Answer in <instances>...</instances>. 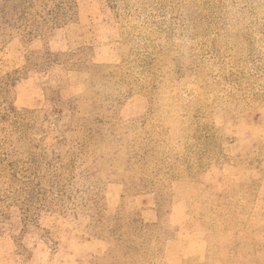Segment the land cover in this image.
I'll return each mask as SVG.
<instances>
[{"label":"rangeland","instance_id":"obj_1","mask_svg":"<svg viewBox=\"0 0 264 264\" xmlns=\"http://www.w3.org/2000/svg\"><path fill=\"white\" fill-rule=\"evenodd\" d=\"M261 28L264 0H0V264H128L115 230L264 264Z\"/></svg>","mask_w":264,"mask_h":264},{"label":"trees","instance_id":"obj_2","mask_svg":"<svg viewBox=\"0 0 264 264\" xmlns=\"http://www.w3.org/2000/svg\"><path fill=\"white\" fill-rule=\"evenodd\" d=\"M258 33H260V35L262 36L261 40L264 43V28H261ZM91 67H93L94 69H96L94 66L91 65ZM95 124L93 126H99L101 124H103L101 121L98 120L97 116L96 119L94 120ZM101 123V124H100ZM98 124V125H96ZM81 128H83V125L81 126ZM96 129L93 131L91 128H89L87 130L88 134H97L96 133ZM66 143V142H65ZM63 143V145L65 144ZM60 144V143H58ZM36 162H40V161H36ZM167 171H170L171 168L168 167L166 168ZM38 171V170H37ZM87 175L84 173L83 177H86ZM35 178L37 180L41 179L39 178L38 175H35ZM84 189H80V190H76V192H74V194L78 193V196H76V198L74 199V201H79L81 202V205L86 209L87 213L89 214V216H91V218L93 217V212L96 210L97 207H99L102 203V199L99 196V192H98V185L96 184V186H89L87 185L86 187H83ZM121 215H116L114 217V220H118L120 218ZM137 224L140 230L143 229H147V226H145L144 224L138 222L137 220H133V219H128V224ZM128 229H132L135 230L133 227L128 226ZM119 229V228H118ZM115 232L117 234H115L112 238H110L112 241L115 242V244L113 245V250H116L118 248L121 249V251L127 256L128 258V264H151L153 262V255L157 258L158 256V252L157 250H155V248L153 249L152 244H151V240H145L144 242L137 241V236H135V231H132L131 234H128L125 232H120V230H115ZM158 232H160L159 228H158ZM155 237V236H154ZM154 243H157V237H155ZM149 253H148V251ZM137 253L140 255L138 256ZM156 253V254H155Z\"/></svg>","mask_w":264,"mask_h":264}]
</instances>
